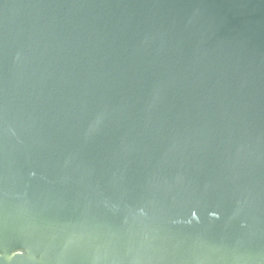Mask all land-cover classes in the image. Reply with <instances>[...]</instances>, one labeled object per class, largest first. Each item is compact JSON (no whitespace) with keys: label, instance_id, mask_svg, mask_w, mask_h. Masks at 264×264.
<instances>
[{"label":"water","instance_id":"water-1","mask_svg":"<svg viewBox=\"0 0 264 264\" xmlns=\"http://www.w3.org/2000/svg\"><path fill=\"white\" fill-rule=\"evenodd\" d=\"M0 264H264V0H0Z\"/></svg>","mask_w":264,"mask_h":264}]
</instances>
